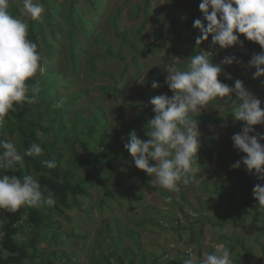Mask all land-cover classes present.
I'll return each instance as SVG.
<instances>
[{
	"label": "trees",
	"instance_id": "trees-1",
	"mask_svg": "<svg viewBox=\"0 0 264 264\" xmlns=\"http://www.w3.org/2000/svg\"><path fill=\"white\" fill-rule=\"evenodd\" d=\"M39 2L43 3L46 9L42 19L31 20L27 17L22 18L29 24L28 39L38 45V51L43 57L42 63L45 67V72L28 82L35 84L36 80H39V97L31 105H14L13 110L10 111L5 119V127L2 130L3 135H0V139L11 141L9 136L15 135L18 138V150L22 155L33 142L43 148L42 156H25L23 167L18 165L16 170L6 169L3 172L7 175H15L21 178L28 174L34 175L42 186H47L53 191L56 204L52 207L39 209L23 206L14 213L0 210V231L5 233L0 238V264H24L25 261H31L35 264H43L45 262L47 264H65L55 258L57 256L56 252L47 251L49 248H46L45 252L41 251L38 245L39 243L47 244L48 241L51 242L53 238L49 237H55L57 234L61 235V232L57 233L52 227L53 223L57 222L54 216L62 214L68 219L71 218L65 210L77 204L78 196L90 194L87 187L92 183V178L96 174V182L105 191L104 198L106 199L110 196L106 185V179L109 174L104 172L105 159L99 155V153H104L105 141L113 142L117 158L123 157L125 161L130 162L133 157L124 148V144L129 139L128 134L135 130L140 138L147 139L144 135L146 126L143 123L146 124L149 121L148 110L154 107L151 105L150 100L158 96V93L149 92L151 96H148L149 94L144 92L143 97L147 101L146 104L135 103L137 104L135 107L139 109L135 117L130 115L124 129L117 128L118 131L115 130V133L109 134L106 130L108 118L106 117L103 121L104 117H102V120H100L102 113L99 110L104 111L101 108L103 106L102 100L98 99L97 109H99L97 113H93L91 111L93 106L91 101L87 98L83 99L87 91L78 84L82 58L86 59L88 72L97 74V61L99 58L109 56L119 58L120 51L125 46L129 47V50L135 51L136 54L139 51H154L158 45L163 48L166 45L165 42L171 37L169 29L163 27L162 33L153 32V39H149L143 34L144 27L152 17L151 10L146 8L149 0H145V4H142L141 1H136L132 7V10L142 15L143 18L140 26L135 31L136 39L142 44V48L138 47L136 39L130 36L129 30L122 24V5L113 2V11L110 12L112 16L108 15V17L110 18V25L114 35L121 42L118 51L113 49L111 40L103 28L102 19H100L108 0H39ZM21 8H23L22 3L17 4L10 0L9 10L13 15L19 16L21 11L19 9ZM93 11L96 14L95 16H91ZM182 15L180 16L184 19ZM180 27L184 28V26ZM239 35L240 41H247L244 35ZM180 36H183L181 31L179 34L174 35L172 39L177 42ZM156 39L159 41L156 42ZM87 40L100 43L105 50H92ZM201 44L200 47L191 52V56L201 51L203 42ZM175 47V44L171 46L172 49H175ZM217 48L219 49L218 51L225 52L227 56H235L238 61L234 63L235 68L232 70L231 79L218 77L222 83L229 84L232 87H234L237 79L242 81L243 85H256L258 83V78L248 75L244 64L239 60L240 56L250 60V57H246L242 44L235 45L233 51H228L226 48ZM130 62L141 67L147 65L144 62H137L136 55H132ZM123 70H128V67L119 71L120 82H127ZM101 73L103 76L113 75L108 70H101ZM157 78L167 85L166 79L162 76H157ZM100 89L102 90L101 93L112 91L116 100L121 96V89L117 84L101 86ZM80 99H83V101H80ZM57 103H60L61 106L56 107ZM228 105H230L228 107L229 117L218 116L213 121L208 113H201L197 117L198 120L209 121L210 133L212 125L216 121L224 120L229 122V139L231 140L227 139L231 147L224 151L226 158L224 164L227 168L228 178L232 183L228 186L224 182L215 181L213 186H207L211 191L209 193H213L217 197V208L216 213L213 215V220L211 215L202 214L201 222L203 224L210 221L216 222L215 226L218 227L219 232H226L230 221L244 220L245 216L252 212V227L259 236H262L264 231L261 225L264 212L254 197L253 189L258 183L264 186V180H258L254 170L250 172L243 163L238 169L231 167L246 154L233 147L232 136L242 131L244 122L242 121V125L238 126L236 121L239 120H236L234 115L230 114L232 109L231 102H228ZM118 115L123 116L124 112L119 111V113L114 114V116ZM257 126H253L254 129ZM250 135H253V133H250ZM49 137L52 140L47 139ZM46 141H48V145L45 148L44 142ZM76 147L81 150L75 149ZM61 148H65L69 152V157L62 154ZM54 155L60 157L56 159ZM53 158L57 161L56 168L49 169L42 163L43 160H51ZM198 158L199 154L197 155V160ZM71 161L75 164L73 162L71 164ZM84 168H86V171L82 175ZM115 170L114 165L109 167V172H115ZM116 172L117 174L120 173L119 170H116ZM116 184L118 187H120V184L124 185L119 176L116 178ZM142 185V188H144V184ZM121 189L126 193L129 192L127 186ZM238 205H242L240 213L237 211ZM83 206L85 205H80L82 208ZM184 214L186 215L185 218L180 216L176 219L181 227L180 230L186 226V223L191 224V227L194 222L191 214L186 212ZM115 219L119 221L118 218ZM157 224L160 225V221ZM113 233L120 237L119 233ZM127 233H130L131 239L137 244L134 245V248L124 244L116 249L113 248L111 252L112 259H117L119 264H133L139 253L145 260L146 256H148V259L150 255L146 251L148 248L143 249L145 251L141 250L140 237L136 230L128 227ZM224 240L226 241V247L229 248L231 253H233L234 248L240 247L241 251H234L232 255L233 264H242L245 257L253 256L251 246L240 233L226 235ZM137 248H139L140 252H137ZM150 261L152 264H158V257L155 256ZM108 264H111L110 260ZM175 264L180 263L176 261ZM256 264L262 263L258 261Z\"/></svg>",
	"mask_w": 264,
	"mask_h": 264
},
{
	"label": "rangeland",
	"instance_id": "rangeland-1",
	"mask_svg": "<svg viewBox=\"0 0 264 264\" xmlns=\"http://www.w3.org/2000/svg\"><path fill=\"white\" fill-rule=\"evenodd\" d=\"M12 1L17 4L22 3V0ZM136 1L145 4V0H108L101 13L100 19H102L103 28L106 30L115 51H118L121 42L114 35L108 17V15L112 16L110 12L113 11V2L122 5V24L129 30L130 36L136 39L135 31L143 20L142 15L132 10ZM201 2L202 0H149L146 8L151 10L152 17L144 27L143 34L147 38L153 39V32L162 33L163 28L169 29L171 37L165 42L166 45L163 48H160L157 44L158 46L154 51H139L136 54L135 51H131L129 47L125 46L121 49L119 58L115 56L99 58L97 61V74L88 72L86 59L82 58L78 84L87 91L83 99L87 98L91 101L93 105L91 111L93 113H97L99 109H97L98 99L102 100L103 106L101 108L104 111L99 110L102 113L100 120H102V117H104L103 121L106 117L108 118L106 130L109 134L115 133L117 128L124 129L125 124L129 121V116L134 115L135 117V114L138 113L139 109L135 107L137 104H146L147 101L143 97L144 92L148 93V96H151L150 93L153 92L169 97L172 95L168 86L160 81L157 76L166 79L168 75L166 68L174 59H176L177 67H183L186 59L191 56V52L202 45H196V37L200 35V32L193 27L194 20H203V15L199 10ZM19 10H21L19 13L20 18L26 17L23 15V8ZM95 15L93 11L91 16ZM180 15L184 16V19ZM180 26H184V28ZM180 31L183 36H180V39L176 42L172 38ZM211 40L212 37L209 36L207 41H203L201 51H210L212 62L220 64L227 54L218 51L217 47L220 46L210 44ZM135 41L138 43L139 48L143 47L137 39ZM155 41L158 42L159 40L156 39ZM87 42L92 50H105L100 43L93 40H87ZM173 44L176 46L175 49L171 48ZM242 46L246 57H250V60L254 54L264 51L258 43L249 40L243 41ZM234 48L235 46L226 49L233 51ZM132 55L137 56V62H144L147 65L141 67L131 63ZM239 60L244 64L246 73L254 77L256 69L249 67L250 60H246L243 56H240ZM126 67H128V70H123V74L127 82H120L119 71ZM234 68V63L232 65H222L223 71L218 77L227 78L228 74L232 75ZM101 70H108L113 75L103 76ZM138 80L144 83L141 84ZM153 81L158 82L160 87L152 88ZM115 84L121 89V96L117 100L114 98L112 91L101 93V86ZM244 87L261 100V107L264 109V76L258 78L256 85L250 84L244 85ZM83 99H80V101H83ZM228 102H231L230 114H233V111L239 108L242 100L235 93L232 94L231 100L227 97H217L207 107L202 108L199 114L208 113L212 121L218 116L227 117L228 107L230 106ZM119 111L124 112V115L114 116ZM148 112V119L154 118L153 109L148 110ZM198 121L201 145L197 153L199 158L194 165L195 173L188 185L181 184L179 192H170L167 189L152 186L150 183L152 178L146 172L136 168L133 160L127 162L123 157L117 158L113 142L105 141L104 153H99V155L105 159L104 172L109 174L106 185L110 196L104 198L105 191L96 182V174L92 178V183L87 187L90 194L78 196L77 204L65 210L71 218L68 219L62 214L54 216L57 222L53 223L52 227L57 233L61 232V235L57 234L55 237H49L53 239L51 242L48 241L47 244L39 243L41 251L45 252L46 248H49L47 251L56 252L57 256L55 258L65 264H108L109 260L111 264H119L117 259H112L111 252L113 248L116 249L122 244L134 248V245L137 244L131 239L130 233L126 234L128 227H130L136 230L140 237L141 250L148 248L146 251L150 253L148 259V256H146V260L139 253L133 264H152L150 259L155 256L158 257V264H175L176 261L183 264L184 260L188 258L186 251L188 248H191L197 255H202L205 252H212L214 250L213 245L216 243L226 245L224 240L226 235L240 233L253 250V256L245 257L242 264H256L258 261L264 264V233L259 236L252 227V212H249L244 220L230 221L226 232H219L218 227L215 226L216 222L210 221L205 224L201 222L202 214L211 215L213 220L217 208V197L215 194L209 193L211 191L207 186H213L215 181L224 182L228 186L232 183L228 178L227 168L224 164L226 159L224 151L231 147L227 139L231 140L229 139V122L216 121L213 123L210 133L209 121ZM236 123L239 127L242 125V121H236ZM143 124L146 126L147 123ZM256 133H264V125H258L253 135ZM9 138L18 145V138L15 135L9 136ZM47 139L52 140L51 137ZM259 142L264 145V140ZM44 143L46 148L48 141ZM75 149L81 150L79 147ZM61 150L63 155L68 156L69 152L65 148H61ZM54 156L56 159L60 157ZM151 163L155 162L152 161ZM73 164L75 163L73 162ZM111 165H114L120 173L117 174L116 170L115 172H109ZM85 171L86 168H84L82 175L85 174ZM118 176L121 182L128 187V193L121 189L125 187L124 185L120 184V188L116 184ZM75 178L77 179V177ZM142 184H144V188H142ZM169 198L170 202H168ZM81 204L85 205L83 206L84 209L80 207ZM237 211L238 213L242 211V205L237 206ZM262 211L264 212V208H262ZM184 212L191 214L194 222L191 227V224L186 223V226L180 230L181 227L176 219L180 216L185 218ZM115 218H118L119 221H116ZM158 221H160V225L157 224ZM261 226L264 231V217ZM113 232L119 233L120 237ZM136 250L140 252L139 248ZM234 251H241L240 247L234 248L233 253ZM233 253L231 254L233 255ZM59 255L61 256L59 257ZM55 258L53 259L55 260ZM24 264L35 263L25 261ZM43 264H47V262Z\"/></svg>",
	"mask_w": 264,
	"mask_h": 264
},
{
	"label": "clouds",
	"instance_id": "clouds-1",
	"mask_svg": "<svg viewBox=\"0 0 264 264\" xmlns=\"http://www.w3.org/2000/svg\"><path fill=\"white\" fill-rule=\"evenodd\" d=\"M22 6L23 15L31 20L42 19L46 11L39 0H22ZM9 8L10 0H0V135H3L5 119L14 105H31L37 101L39 80L35 84L28 82L45 72L38 45L28 39L29 24L20 16L13 15ZM199 10L203 20L193 22V27L200 32L196 37L197 46L211 35L212 45L233 47L242 44L239 35L242 34L264 49V0H202ZM236 62L235 56H226L220 64H214L210 51H200L187 58L183 67H177L174 59L166 68V83L172 95L151 98L155 115L145 127L147 139L140 138L132 130L124 144L135 167L152 178V186L179 192L181 184L186 186L192 181L201 145L197 119L200 110L217 97L231 100L233 93L242 100L233 115L236 120L244 122L242 131L232 136L233 147L246 155L231 167L238 169L243 163L250 172L254 170L258 180H264V145L259 142L264 140V133L250 135L255 132L253 126L264 125L261 100L246 90L238 79L234 87L218 79L223 71L222 65ZM249 67L256 69L254 78L264 76V51L252 56ZM227 78L232 77L228 74ZM151 86L156 89L160 84L153 81ZM60 106V103L56 104V107ZM43 151L39 144L33 142L22 155L16 143L0 139V210L14 213L23 206L39 209L56 204L53 191L42 186L34 175L21 178L3 172L16 170L18 165L23 167L25 156L39 157ZM42 163L49 169L57 167L54 158ZM253 193L258 205L264 208V186L256 184ZM4 235L0 231V238ZM213 249L197 255L188 248V258L183 264H233L232 254L224 243H216Z\"/></svg>",
	"mask_w": 264,
	"mask_h": 264
}]
</instances>
